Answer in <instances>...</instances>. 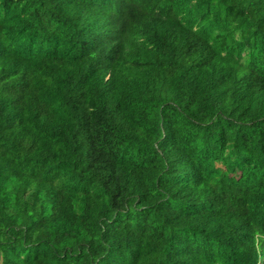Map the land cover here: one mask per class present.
I'll use <instances>...</instances> for the list:
<instances>
[{
    "label": "trees",
    "instance_id": "obj_1",
    "mask_svg": "<svg viewBox=\"0 0 264 264\" xmlns=\"http://www.w3.org/2000/svg\"><path fill=\"white\" fill-rule=\"evenodd\" d=\"M0 264H264V0H0Z\"/></svg>",
    "mask_w": 264,
    "mask_h": 264
}]
</instances>
